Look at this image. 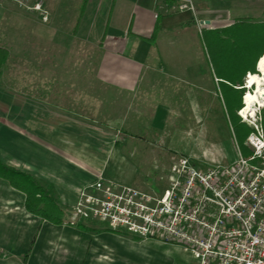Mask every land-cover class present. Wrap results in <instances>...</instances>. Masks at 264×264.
Wrapping results in <instances>:
<instances>
[{
	"label": "crops",
	"instance_id": "0c3cea01",
	"mask_svg": "<svg viewBox=\"0 0 264 264\" xmlns=\"http://www.w3.org/2000/svg\"><path fill=\"white\" fill-rule=\"evenodd\" d=\"M71 1H84L85 8L73 23L78 19L75 29L54 24L44 30L46 45H40L34 64L39 84L27 82L23 96L0 87V161L50 185L57 203L69 209L82 185L104 175L113 152L111 136L88 121H94L99 106L94 88L109 91L101 104L135 93L145 77L160 83L185 78L194 65L187 60L185 25L198 20L208 21L205 30L217 28L208 15L160 10L179 0ZM199 10L208 12L206 7ZM53 38L60 53L54 58L48 49ZM70 41L94 47L91 56L90 48L81 56ZM80 68L93 70L81 76ZM24 200L23 192L0 178V264H176L168 254L174 245L52 224L28 213Z\"/></svg>",
	"mask_w": 264,
	"mask_h": 264
},
{
	"label": "rangeland",
	"instance_id": "374dc122",
	"mask_svg": "<svg viewBox=\"0 0 264 264\" xmlns=\"http://www.w3.org/2000/svg\"><path fill=\"white\" fill-rule=\"evenodd\" d=\"M41 1L49 13L50 23L49 19L48 22H42L37 12L27 9L26 7L30 6L29 2L20 4L11 0H0V47L6 48L7 51V59L0 71V87H9L21 96L27 88V82L32 80L39 84V71L34 68V64L35 61H39L40 45H46L47 35L44 30L48 27L53 28L54 24L70 30L80 15L81 7L83 6L84 10L86 4L71 0ZM204 1L205 3H201L192 0L194 11L199 17L208 15L212 18L214 27L221 28L245 20L252 30L260 33L251 42L253 49L248 53L247 59L255 50L264 48V0ZM205 7L208 12L203 13L199 10ZM186 14L188 13H184ZM197 21L194 25L188 22L184 27L187 30V60L194 64L191 74H187V77L168 78L170 82L162 83L157 78L145 77L135 93L105 100L101 104L98 101L108 96L109 91L99 86L94 88L95 95L99 94L96 100V105L99 106L95 110L94 121L86 120L93 122L112 138L110 142L113 152L104 168L106 178L143 190L149 188L158 190L157 176L167 170L170 162L181 156L188 158L198 167L225 164L235 158V146L239 145L228 118L231 111H227L224 106L218 79L215 76L223 75L219 73V67L230 64L234 69L240 67V64L236 65L237 61L233 64L234 59L231 58L219 61L211 58L209 44L203 37L207 25L204 23L198 25ZM224 37L229 38L228 35ZM53 40L54 38L48 41L52 43L51 49L49 46L48 49L54 58L60 53L53 48L56 43ZM68 43L75 49L79 46L81 56L87 53L88 48L91 56V50L94 48L82 42ZM229 43L239 54L241 47H238L237 39L231 38ZM93 55L96 59L97 49ZM25 59L29 62L28 65L25 64ZM88 70L91 73L93 69L80 68V75L87 74ZM248 74L249 72L244 74L243 85ZM82 85L80 84L81 91L84 89ZM238 111L239 109L235 114L239 117V122L254 130L257 127L264 139V108L257 110L255 119H244ZM244 141L242 145L245 147ZM53 196L56 199L54 193ZM59 206L64 212L61 224L77 229L80 224L85 226L93 224V227L90 226L93 229L98 226L95 222L68 224L66 219L70 217V209ZM101 232L108 231L100 228L99 233ZM124 234L126 235H117L140 240L132 234ZM172 249L174 250L170 252L164 249V252L173 255L176 264H187L188 261L183 257L184 253L180 248L176 246Z\"/></svg>",
	"mask_w": 264,
	"mask_h": 264
},
{
	"label": "built area",
	"instance_id": "2783aa9c",
	"mask_svg": "<svg viewBox=\"0 0 264 264\" xmlns=\"http://www.w3.org/2000/svg\"><path fill=\"white\" fill-rule=\"evenodd\" d=\"M11 1L29 2L26 8L48 21L41 0ZM160 10L195 12L192 0ZM244 145L250 153L243 155L236 145L235 158L225 164L198 167L177 158L157 176L158 190L99 173L80 187L66 220L178 246L191 264H264V139L257 127Z\"/></svg>",
	"mask_w": 264,
	"mask_h": 264
},
{
	"label": "trees",
	"instance_id": "16d2710c",
	"mask_svg": "<svg viewBox=\"0 0 264 264\" xmlns=\"http://www.w3.org/2000/svg\"><path fill=\"white\" fill-rule=\"evenodd\" d=\"M84 4V1H82ZM83 13V6L80 10L81 16ZM159 17L156 19L158 22ZM78 19L74 24V29L77 27ZM157 24L155 25V29ZM257 34V36H256ZM260 33L252 30L250 25L245 21H238L229 26L221 28H213L205 30L203 37L206 38L209 44L210 57L215 61H219L223 58L234 59L233 64L237 61L236 65L240 64V67L232 69L233 65L227 64L224 67H219V73L223 74L215 76L218 79L222 99L226 110H230L231 114L228 115L230 125L232 126L235 139L239 145L241 153L248 155L250 151L242 145V142L246 137L255 130L248 127L244 123L239 122V117L235 114V111L242 107L241 99L245 90L243 85V77L246 72L256 73L255 65L257 59L264 53V48L255 50V52L248 58V53L253 49L251 42L257 38ZM224 35H228L229 38H225ZM236 38L238 41V47H241L240 53H236L231 47L229 40ZM153 36H150L148 40H152ZM234 48V47H233ZM7 59L6 48L0 47V71ZM236 67V66H235ZM222 86V87H221ZM0 178L6 180L10 186L24 193V208L25 210L42 220L49 221L53 224L63 223V210L57 203L53 196V189L50 185H43L38 180L34 179L28 173L20 170L13 169L0 161ZM91 225H78V229L99 233L100 228L90 227ZM96 226V225H94ZM98 228V229H97ZM126 235V234H125ZM131 238V237H130ZM138 240L135 238H131ZM28 253L23 255V261L26 260Z\"/></svg>",
	"mask_w": 264,
	"mask_h": 264
},
{
	"label": "bare ground",
	"instance_id": "6f19581e",
	"mask_svg": "<svg viewBox=\"0 0 264 264\" xmlns=\"http://www.w3.org/2000/svg\"><path fill=\"white\" fill-rule=\"evenodd\" d=\"M257 73H249L245 82L247 88L242 97L239 115L244 119H255L256 112L264 108V53L256 61Z\"/></svg>",
	"mask_w": 264,
	"mask_h": 264
},
{
	"label": "water",
	"instance_id": "95a60500",
	"mask_svg": "<svg viewBox=\"0 0 264 264\" xmlns=\"http://www.w3.org/2000/svg\"><path fill=\"white\" fill-rule=\"evenodd\" d=\"M200 22H203V21H200ZM208 23V21H205V24H207ZM255 70L257 71V69L255 68Z\"/></svg>",
	"mask_w": 264,
	"mask_h": 264
}]
</instances>
